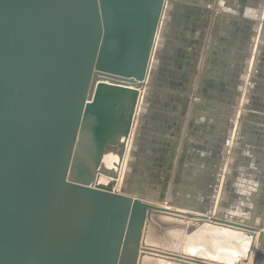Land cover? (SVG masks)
I'll return each instance as SVG.
<instances>
[{
  "label": "water",
  "instance_id": "95a60500",
  "mask_svg": "<svg viewBox=\"0 0 264 264\" xmlns=\"http://www.w3.org/2000/svg\"><path fill=\"white\" fill-rule=\"evenodd\" d=\"M175 3L0 0V264H248L252 252L260 264L259 224L166 208L117 181ZM172 231L179 249L156 238Z\"/></svg>",
  "mask_w": 264,
  "mask_h": 264
},
{
  "label": "crops",
  "instance_id": "0c3cea01",
  "mask_svg": "<svg viewBox=\"0 0 264 264\" xmlns=\"http://www.w3.org/2000/svg\"><path fill=\"white\" fill-rule=\"evenodd\" d=\"M175 2L140 91L124 192L264 230V0Z\"/></svg>",
  "mask_w": 264,
  "mask_h": 264
},
{
  "label": "rangeland",
  "instance_id": "374dc122",
  "mask_svg": "<svg viewBox=\"0 0 264 264\" xmlns=\"http://www.w3.org/2000/svg\"><path fill=\"white\" fill-rule=\"evenodd\" d=\"M143 96V95H142ZM141 96V97H142ZM139 97H140V94H139V96H138V100H137V103L139 102V103H141V101H140V99H139ZM138 103V104H139ZM137 107H136V109H135V115H136V113H137ZM101 134H103L104 136H105V140L106 141H108V123H107V125H105V128H104V130L101 132ZM119 138V136H117L116 138H112V142L113 141H116L117 139ZM130 140H131V131H130V133H129V136H128V144H127V149H129L130 148V146H131V142H130ZM107 144H108V142H107ZM104 145H106V144H104ZM109 145H111V144H109ZM109 146L107 145V147L105 148V146L103 147L102 146V154H101V160H103V163L105 164L104 166H106L107 167V165H108V163H109V161L111 160V159H108V158H111L112 156H111V154H108L107 152H106V149L107 150H109ZM127 149H126V151H127ZM108 154V155H107ZM122 162H123V160H122ZM125 163V162H124ZM109 166V165H108ZM122 172H121V169H120V171H119V176H118V184L121 182V180H122ZM117 188H118V186H117ZM134 195H139V196H141L142 194H138V193H133ZM165 206V205H164ZM166 208H169V207H167L166 206ZM242 214V213H241ZM240 214V215H241ZM239 214H238V217L240 216ZM240 217H242V215L240 216ZM182 237H183V235H182V232H175V231H172V232H166V239L165 238H162V237H160V235H158V236H156V238H157V240L159 241V242H164V243H167L168 245H166V246H168V247H172L173 249L174 248H177V249H179L181 246H183L184 244L182 243V244H180V242H181V240H182ZM184 238V237H183ZM261 256V255H260ZM263 259H264V255H263V257L261 258V261L259 262L260 264H264V262H263ZM253 260V259H252ZM251 260V263L250 264H253V261Z\"/></svg>",
  "mask_w": 264,
  "mask_h": 264
},
{
  "label": "bare ground",
  "instance_id": "6f19581e",
  "mask_svg": "<svg viewBox=\"0 0 264 264\" xmlns=\"http://www.w3.org/2000/svg\"><path fill=\"white\" fill-rule=\"evenodd\" d=\"M138 104V103H137ZM136 107H137V105H136ZM136 109V108H135ZM135 112L136 111H134V116H135ZM128 136H129V134H128ZM126 144V146H125V148L127 149V144H128V137L126 138V142H125ZM125 154V153H124ZM118 176H119V172H118ZM118 176H117V181H118ZM106 179V178H105ZM100 180H101V178H100ZM125 191V190H124Z\"/></svg>",
  "mask_w": 264,
  "mask_h": 264
}]
</instances>
